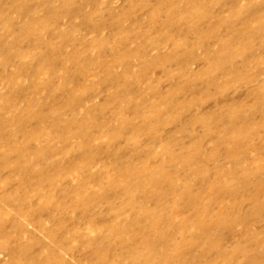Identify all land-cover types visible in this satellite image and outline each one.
Here are the masks:
<instances>
[{
  "label": "rangeland",
  "instance_id": "rangeland-1",
  "mask_svg": "<svg viewBox=\"0 0 264 264\" xmlns=\"http://www.w3.org/2000/svg\"><path fill=\"white\" fill-rule=\"evenodd\" d=\"M263 119L264 0H0V264H264Z\"/></svg>",
  "mask_w": 264,
  "mask_h": 264
},
{
  "label": "bare ground",
  "instance_id": "bare-ground-1",
  "mask_svg": "<svg viewBox=\"0 0 264 264\" xmlns=\"http://www.w3.org/2000/svg\"><path fill=\"white\" fill-rule=\"evenodd\" d=\"M263 121H264V119H263ZM143 171H144V170H143ZM61 174H62V173H61ZM54 175H55V174H54ZM58 176H60V173H57L54 177H58ZM171 184H173V181H172V180L170 181V185H171ZM259 187H260V186H259ZM262 187H263V186H262ZM218 189H219V188H218ZM222 189H223V188H222ZM262 189H263V188H262ZM219 191H220V189H219ZM219 191H218V193H220ZM221 191H222V190H221ZM256 191H257V190H256ZM159 193H160V192H159ZM159 196H160V195H159ZM159 196H157V198H158ZM162 196H163V194H162ZM163 203H164V202H163ZM134 208H135V207H134ZM113 227H114V226H113ZM121 229H122V230H121ZM173 229H174V228H173ZM173 229H172V230H173ZM117 230H118V229H117ZM120 230H121V232H123V230H125V231L128 230V231H129V230H131V229H130V226H129V227L125 228V229L120 228ZM174 231H175V230H174ZM123 233H124V232H123ZM130 233H131V232H130ZM125 234H126V233H125ZM144 235H146V234H144ZM143 238H144V237H143ZM143 238H142V241L144 242V244H149V245H150V241H149V239H148L149 237L144 238V239H143ZM150 240H151V238H150ZM128 243H129V242H128ZM149 245H148V246H149ZM25 253H26V251H25ZM136 256H137V255H136Z\"/></svg>",
  "mask_w": 264,
  "mask_h": 264
}]
</instances>
